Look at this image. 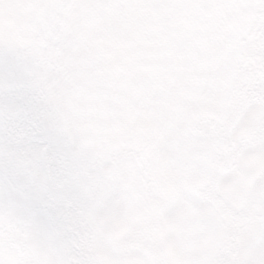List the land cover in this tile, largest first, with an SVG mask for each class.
<instances>
[{
	"label": "snow or ice",
	"instance_id": "1",
	"mask_svg": "<svg viewBox=\"0 0 264 264\" xmlns=\"http://www.w3.org/2000/svg\"><path fill=\"white\" fill-rule=\"evenodd\" d=\"M0 264H264V0H0Z\"/></svg>",
	"mask_w": 264,
	"mask_h": 264
}]
</instances>
